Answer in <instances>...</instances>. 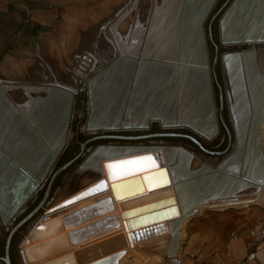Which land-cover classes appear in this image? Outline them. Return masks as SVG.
I'll return each mask as SVG.
<instances>
[{
    "label": "rangeland",
    "instance_id": "obj_1",
    "mask_svg": "<svg viewBox=\"0 0 264 264\" xmlns=\"http://www.w3.org/2000/svg\"><path fill=\"white\" fill-rule=\"evenodd\" d=\"M11 1L16 7L6 9L0 17V48H8L0 56V89H7L6 93L22 95L26 91L34 95L32 86L53 85L54 79L72 86L73 124L83 114L88 121L92 119L94 127L87 123L82 134L181 129L210 141L220 132L206 27L209 15L224 0H202L196 13L192 11L195 0ZM260 9L264 18V5ZM223 14L216 21L218 40L229 43L234 34H227L226 39L219 30ZM28 21L40 25L34 37L25 36L22 29ZM262 41L256 53L264 74V38ZM233 46L244 48L241 44ZM90 84L95 91L92 103ZM8 150L11 154L16 151L10 146ZM204 160L205 157L193 154L185 165L196 168L206 163ZM243 199L220 207H203L195 219L212 208L225 207L257 209L264 215V187L257 197ZM184 223L186 228L188 222ZM28 227L21 235L26 236ZM2 235L5 232H0L1 241ZM20 246L15 255L17 264H23ZM114 247L105 244L99 251L107 254ZM150 256L131 251L127 260L150 264Z\"/></svg>",
    "mask_w": 264,
    "mask_h": 264
},
{
    "label": "water",
    "instance_id": "obj_2",
    "mask_svg": "<svg viewBox=\"0 0 264 264\" xmlns=\"http://www.w3.org/2000/svg\"><path fill=\"white\" fill-rule=\"evenodd\" d=\"M263 2L264 0H225L207 24L208 38L214 46V57L209 72L211 80H214L219 92L220 107L217 116L218 121L224 127L227 134L228 143L226 150L230 147L232 133L225 120L223 112L221 85L216 70L218 44L212 32L213 20L220 11L223 10L222 14L224 13L219 27L222 37L227 38V34L229 33L234 34V36L230 37L229 43H225L221 40H218V42L222 45L241 44L244 47L222 55V67L225 56H236L243 78L245 97L247 98L246 104L248 114L244 124V137L242 139L243 150L238 172H232L223 167L228 159L236 155L237 146H233L230 152L216 166L211 167L206 163H203L194 169H190L189 166L185 165V160L190 159L193 154L181 146L98 145L95 148L99 151L95 158L96 162L104 159L107 164L155 156L160 158V166L163 165V163L167 165V169L163 172V176L165 174L168 184L169 182L173 183L179 208L177 209V207L172 204L174 201L170 196L157 202L128 209L124 211V214L126 215L131 211V215H134L133 213L146 211L154 205H165L163 204L165 202L170 204L167 207L152 211L151 213L131 216V218L126 220V223L133 227L144 217L168 211L169 215L166 216V219L169 218L167 221L168 227L164 222L159 223L157 226H159L162 234L170 230L168 249L164 254L165 259H169V264L178 263L179 259H177L176 256L181 253L183 246V238H180L182 224L198 214L197 208L199 206L204 205V207H210V205L214 202L234 198L241 194L257 196L261 191V186L264 185V155L261 148L262 128L264 125V74L260 68L259 59L255 50L257 45L262 44V39L264 38V18L260 13V8L264 5ZM230 20L232 21V26L230 31H227L226 22ZM224 86L228 100L227 104L229 105V95L225 79ZM91 87H89V91L91 90ZM49 88L52 90L49 96L43 97L39 100H33L35 98H32L34 102L39 103L37 107L38 113L34 114L33 112L32 115H30L32 116V119L31 117L28 118L32 123V127L30 125L31 123L27 122L25 118H22L17 108L7 97H5L3 92L6 90L3 92L0 90V95L3 97L0 99V158L9 163L10 166L8 169H15L21 173V175L27 177V185L25 187L28 192L26 191L21 195L18 204H20L25 199L26 195H28L35 188L36 184L29 176L34 174L37 179L44 176L65 144L67 126L69 123L73 101L72 92L75 93V91L72 88L58 82ZM192 133L193 135L187 133H156L148 135V137L185 138L193 142L202 151L214 153L204 147L199 140V138H201L199 134L194 132ZM105 138L134 140L139 139L140 137L99 135L89 138L85 142L81 143L77 150L55 170L48 184L45 195L40 203L17 226L22 224L43 206L58 176L67 166H69L81 155L85 145L90 141ZM18 145H21V152L29 156L30 159L31 157L42 159V164L39 166L37 171L31 164V160H22L21 156L16 154V151H13V154H11V151L8 150L9 146L10 148L13 147L16 149V147L18 148ZM95 149L88 156H90ZM159 150L162 151V153ZM177 157L178 160L176 161ZM86 160L80 164L77 171L78 169H81L82 171L85 170L83 165ZM180 166H184L181 173H179ZM130 179L139 180V177L137 175H133ZM126 180L127 179H123L122 181ZM91 181L92 180H90V182ZM2 182L8 183V179H2ZM139 189L140 188H136L134 191ZM72 190H76V187L72 188L70 191ZM84 196L85 195L80 197L75 196L68 199L67 201L59 204L57 209L83 199ZM96 201V203H92L83 209L73 211L72 213L63 216L64 224L66 226L76 225L86 219L90 220L96 218L101 214V212L103 213L100 209L102 203L98 200ZM87 211L89 214H86ZM40 219L41 217L33 224V226H35ZM40 227L41 224H38L36 229H39ZM13 231L10 232L6 238L4 255L0 256V261L3 262V264H11L9 245ZM136 232L134 231L132 234L135 236ZM154 235L155 234H153V236ZM25 239L26 236L23 238L21 246L24 244ZM121 255H110L111 257L107 256L106 258L99 259L89 264H116L117 257H120ZM257 262L258 264H264V249L258 253Z\"/></svg>",
    "mask_w": 264,
    "mask_h": 264
},
{
    "label": "bare ground",
    "instance_id": "obj_3",
    "mask_svg": "<svg viewBox=\"0 0 264 264\" xmlns=\"http://www.w3.org/2000/svg\"><path fill=\"white\" fill-rule=\"evenodd\" d=\"M195 1V4L192 6V11L196 13L198 8L201 6L202 0ZM189 3L190 2L188 1V4ZM231 20L226 22L227 31H230L232 26ZM150 62L152 63V61ZM146 65L150 67L152 64L150 65L146 63ZM223 69L229 95V115L232 120L235 134V146H237L236 155L228 159L223 167L232 172L237 169L238 172L243 150L242 139L244 137V124L248 114L246 104L247 98L245 97L243 78L236 56H225L223 60ZM53 81L57 82L55 79ZM54 85L47 84L43 86H32L31 89L35 91L33 92L34 95H32V93L28 94L26 91L25 93H22V95L17 93L11 95L10 93H6L5 90V92H3L2 88L0 90L4 93L5 97H7L9 101L17 108L22 118H25L27 122L31 123L30 119L28 118L31 117L32 119V116L30 115H32L33 112L34 114L38 113L37 107L39 104L33 100H39L43 97L49 96V94L52 92L51 88L49 87ZM94 92V86L92 85L91 90L89 91L91 95V103L94 99ZM16 96L21 97L23 101L16 100ZM1 97L2 96L0 95V99L3 98ZM32 98L35 99L32 100ZM71 112L69 122L71 118ZM30 125L32 127V123ZM88 126L94 129L92 119H89ZM68 128L69 123L67 126V134ZM263 128L261 148L264 155ZM20 146L18 145V148L16 147V154L21 156L22 160H31V164L37 171L39 166L42 164V159H37V157H31L30 159L29 156L21 152ZM64 147L65 144L55 158L51 167L55 164ZM160 152L162 153V151ZM98 153V149H95V151L90 156H87V160L85 159L86 162H84L85 164L83 165L85 172L81 169L76 171L73 179L69 183V186H67L64 191L61 192L62 194L57 198L56 201L47 206V209L44 210L40 216V221H38L35 226L29 229L25 242L21 246L23 264H89L99 259L106 258L107 256L111 257L110 255L118 254L122 255L117 257L116 264H132L135 259L130 261L126 260L131 251H140V253L144 252L150 254L151 256L149 258H151V260H149L152 264H169V259H165L164 254L168 249L170 230L162 234L159 226H157L159 223L164 222L168 227L167 221L169 218L166 219V216L169 215L168 211L144 217L133 227H131V225L129 226L126 223V220L131 218V216L151 213L152 211L167 207L170 204L165 202L163 203L165 205H154L153 207L156 206L155 208L151 207L146 211L133 213L134 215H131V211L126 215L124 214V211L128 209L147 205L152 202H157L170 196L174 201L172 204H174L177 209L179 208L174 185L170 182L168 184L165 174L163 176V172L167 169V165L163 163V165L160 166V158L155 156L106 164V160L104 159L96 162L95 158ZM177 160L178 157L176 158V161ZM9 166L10 165L7 161L0 158V217L2 218L5 225H9L17 212H20L19 210L21 207L35 192L38 185L40 186V183L47 175L46 173L44 176L38 179L35 178L34 174L29 176L31 180L35 182V188L28 195H26L25 199L20 204H18L21 195L27 191V188L25 187L27 185V177L21 175V173L15 169H8ZM183 167L184 166H180L179 173L183 171ZM190 169H194V167H190ZM133 175H137L139 180H131L130 178ZM1 178H7L8 183L2 182ZM123 179L127 180L122 181ZM90 180L92 181L90 182ZM76 182L79 183L76 184ZM74 187H76V190L70 191ZM263 187L264 185L261 186V190ZM136 188L140 189L134 191ZM83 195H85L83 199L57 209L59 204L63 203L64 201H67L68 199H71L75 196L80 197ZM252 197L255 198L257 196L241 194L234 198L214 202L210 205V207H220L232 202L234 203L238 200L240 201V199L243 198ZM96 200L102 203L100 209L103 211V213L101 212V214L96 218L90 220L86 219L85 221H81L76 225L66 226L64 224L63 216L72 213L73 211L83 209L92 203H96ZM203 207L204 205H201L197 208L198 214L200 209ZM86 214H89L88 211ZM38 224H41V227L36 229ZM183 224L180 232V238H183ZM134 231H138L136 232L135 236L132 234ZM153 234L155 235L153 236ZM105 244H114L115 247L113 251L107 254H105L103 251H97L98 253H95V256L90 257L87 262L83 263L84 259H82V255L86 254L92 249L97 250ZM176 257L178 259V256ZM160 260L161 263H158ZM177 264H180L179 260Z\"/></svg>",
    "mask_w": 264,
    "mask_h": 264
},
{
    "label": "flooded vegetation",
    "instance_id": "obj_4",
    "mask_svg": "<svg viewBox=\"0 0 264 264\" xmlns=\"http://www.w3.org/2000/svg\"><path fill=\"white\" fill-rule=\"evenodd\" d=\"M225 2V0L212 12L211 15H209V20L214 16V14L218 11V9L222 6V4ZM226 7V6H225ZM224 7V8H225ZM223 8V9H224ZM223 11V10H222ZM220 11L214 18L213 24H212V32L213 35L217 41V62H216V70H217V76L221 85V95H222V102H223V112L225 116V120L231 130L232 137H231V144L229 149L226 150L228 139L227 134L224 129V127L220 125V132L210 141H205L201 138L199 140L204 145L205 148H207L209 151L214 153H207L199 149L193 142H191L188 139L185 138H178V137H148V135L156 134V133H187L193 135L190 131L185 130H163L161 128H148L144 130H137V131H119V130H113V131H95L91 133H84L82 134V130H84L87 127V123L89 121L85 119L84 115L82 114L83 118H79L75 124H73V111L72 116L69 122V128H68V134L67 139L65 143V147L63 151L60 153L59 157L57 158V161L55 164L49 168L47 171V175L44 177L42 182L40 183V186L36 188L35 192L31 195V197L25 202V204L21 207L19 210L20 212H17V214L14 216V218L11 220L9 225H5L2 218L0 217V232H5V235L3 237V240H0V256L4 255V248H5V242L8 234L12 232L13 234L10 240L9 245V256L11 260V264H17L15 255L19 252L18 246L21 245L23 238L25 236L21 235L22 232H24V229H26L29 224L31 225L28 227V230L25 232L27 235V232L29 229L33 226V224L40 218L42 213L44 212V208L47 207L51 202H53L59 194L64 190L65 186L69 182L70 178L76 171V169L80 166V164L83 162V160L95 149L98 145H133V146H148V145H170V146H181L191 152L194 155H201L205 157L206 160H204L207 165L214 167L216 166L235 146V134L234 130L232 128L233 125H231V121L229 118V108L227 104V97H226V91L224 86V78H223V69H222V55L227 52H231L237 49L241 48H235L233 45H222L218 42V35H217V29H216V21L220 14L222 13ZM207 32V39L209 41L208 46V57L210 61V69L213 62L214 57V46L212 45L211 41L208 38V31L206 27ZM212 84L214 87V92L216 95V112L218 115L219 107H220V98H219V92L217 90L216 84L214 80H212ZM83 108V107H82ZM84 113V112H83ZM218 118V116H217ZM86 121V122H85ZM74 130V132H73ZM81 135H83L81 137ZM99 135H114V136H123V137H140L139 139H121V138H105V139H96L93 141L88 142L81 155L72 162L69 166H67L61 174L56 179L46 201L44 202L43 206L35 212L31 217H29L27 220H25L22 224L17 226L42 200V198L45 195L46 189L48 187V184L51 180V177L53 176L55 170L71 155L73 154L77 148L80 146L81 143L85 142L89 138L99 136ZM1 264L3 262L0 261Z\"/></svg>",
    "mask_w": 264,
    "mask_h": 264
},
{
    "label": "crops",
    "instance_id": "obj_5",
    "mask_svg": "<svg viewBox=\"0 0 264 264\" xmlns=\"http://www.w3.org/2000/svg\"><path fill=\"white\" fill-rule=\"evenodd\" d=\"M13 7H16L13 1L0 0V17L3 11ZM30 11L32 14L33 9ZM1 50L3 49L0 48ZM262 217L263 213L257 209L238 210L227 207L212 208L202 218L192 217L186 221V228L184 223L182 229L184 239L180 254L183 259L181 264H235L248 251L249 232ZM99 250L100 248L92 249L82 255L83 263L95 256ZM128 257H131V253L127 259Z\"/></svg>",
    "mask_w": 264,
    "mask_h": 264
},
{
    "label": "built area",
    "instance_id": "obj_6",
    "mask_svg": "<svg viewBox=\"0 0 264 264\" xmlns=\"http://www.w3.org/2000/svg\"><path fill=\"white\" fill-rule=\"evenodd\" d=\"M249 249L235 264H258L257 255L264 249V215L249 232Z\"/></svg>",
    "mask_w": 264,
    "mask_h": 264
},
{
    "label": "trees",
    "instance_id": "obj_7",
    "mask_svg": "<svg viewBox=\"0 0 264 264\" xmlns=\"http://www.w3.org/2000/svg\"><path fill=\"white\" fill-rule=\"evenodd\" d=\"M40 28V25L33 22V21H28L25 22L22 26V29L25 30V36L28 37H34L37 33V30ZM7 51V49H3L0 51V56L4 54Z\"/></svg>",
    "mask_w": 264,
    "mask_h": 264
}]
</instances>
